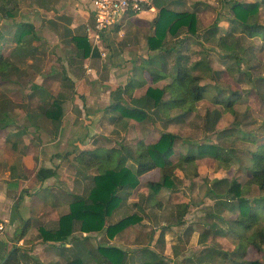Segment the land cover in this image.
Listing matches in <instances>:
<instances>
[{"label":"crops","instance_id":"obj_1","mask_svg":"<svg viewBox=\"0 0 264 264\" xmlns=\"http://www.w3.org/2000/svg\"><path fill=\"white\" fill-rule=\"evenodd\" d=\"M24 2L0 0V54L9 57L20 72L11 76L9 82L0 83V92L5 86H12L17 89L20 101L31 104V110L18 113L8 108L4 115L7 126L3 128L0 114V221L6 225L0 239V261L16 250L22 264H104V260L106 264H221L220 253L238 248L247 261L264 264V245L260 251L251 245L239 246L241 230L232 222L237 212L234 202L207 194L213 183L199 200L179 186L184 167L194 164L199 156L177 172L171 189L149 188V183L159 179V171L151 170L139 178L134 189L122 192L121 203L108 218V225L131 216L137 220L133 224L112 233L106 227L85 233L75 223L72 234L63 242L42 239L41 230L57 229L59 218L68 212L70 203L88 196L89 183L92 185L97 171L85 170L75 161L80 152L118 147L119 143L133 145L139 140L155 142L162 133L176 135L169 126L183 124L195 113L200 101H209L219 108L210 97L220 88L201 82L224 73L233 77L226 68L234 29L229 21L231 17L227 19L230 30L219 37L218 51L224 52L221 53L223 69L200 71L203 62L192 61L186 48L200 36L197 9L207 5L169 0L170 6L164 3L158 7L153 0L149 10L137 14L144 19L128 15L120 26L104 36L100 48L106 52L105 57L100 49H92L86 39L89 54L82 58V44H77L75 39L86 37V25L92 23L91 0H36L31 6ZM186 6L190 9L183 10ZM161 9L194 13L196 34H187L183 29L175 36L166 34L162 47L150 51L147 38L154 36ZM19 24L30 25L32 29L24 37L26 48L21 54L14 42ZM229 33L233 37L225 38ZM202 35L206 36L207 30ZM168 38L173 42L170 47ZM140 40L143 44L138 46ZM171 48L174 50L169 54ZM234 48L238 53L236 44ZM176 51L186 57L184 63L192 72L208 73L199 82L207 87L208 96L196 103L195 111L183 122L174 120L179 111L173 110L167 119L154 108H136L145 103L148 88L162 89L171 82ZM147 69L164 78L152 82ZM27 73H31L29 79ZM229 96L230 93L225 96L223 92L219 95ZM7 98L9 105H13L15 99ZM162 100L167 101L168 95ZM53 101L60 104L59 122L45 116ZM120 107L141 109L148 119L142 122L134 116L121 117L124 112ZM209 111L212 110L206 113ZM227 113L222 112L221 117ZM204 131L215 133L216 126L212 132L204 126ZM128 135L133 138L127 143ZM178 153L175 149L173 163ZM127 165L134 166L130 161ZM40 168L50 169L55 175L40 181L36 177ZM154 172L157 176L152 175ZM253 188L256 187L249 189L246 198L256 203L258 196L249 197ZM179 212L183 214L181 217ZM260 212L264 227V208ZM22 231L25 232L20 236Z\"/></svg>","mask_w":264,"mask_h":264},{"label":"trees","instance_id":"obj_2","mask_svg":"<svg viewBox=\"0 0 264 264\" xmlns=\"http://www.w3.org/2000/svg\"><path fill=\"white\" fill-rule=\"evenodd\" d=\"M229 6L232 18L229 20L233 25V29L239 30L249 38H260L264 40V25L259 23V7L264 4V0L252 3H239L235 0H221ZM197 27V19L194 13L189 12H173L161 9L160 16L155 23L154 36L147 38V48L150 51L158 50L162 47L166 34L175 36L180 29L186 31L187 34L195 35ZM30 25L19 24L15 34L14 42L17 51L21 54L26 45L24 37L31 34ZM233 34L229 33L225 38ZM231 37V38H232ZM77 44H82L81 56L87 57L89 54V46L86 37L76 38ZM227 42V39L225 40ZM233 47L230 48L229 63L227 64V72L231 76L239 74V67L242 58L235 51V40L231 41ZM226 45V44H224ZM173 48L167 52H173ZM175 61L173 66V74L171 82L162 89L148 88L145 97V103L136 108L156 109L163 117L169 118V114L179 111V115L174 119L177 122H183L185 118L195 111L196 103L208 96L206 86L199 85V82L205 79L208 73H194L186 65V57L180 55L179 51L175 52ZM183 60V62H181ZM149 70L150 80L155 82L163 75L156 74L152 69ZM19 69L10 60L9 57L0 54V83H7L11 80V76H18ZM67 80V78H65ZM213 93V92H212ZM221 90L210 97L211 101L219 108L209 111L205 114V129L209 132L215 130L216 123L221 117L222 112L233 113L234 104L241 98L239 92L235 91L229 97H219ZM167 94L168 100L163 101V96ZM10 103L9 98L0 93V114L2 128L7 126L4 121L7 107ZM263 110V132L262 139L259 135L254 139L253 135L247 137L248 141L254 142L255 150L249 152L247 157H239L236 159L238 166L247 174V180L239 183L237 179H223L220 183L213 182L207 194L214 195L216 198H227L235 203L237 209L234 220L241 233L238 235L239 246L251 245L255 250L260 251L264 245V227L261 219L260 210L264 208V100H260ZM124 114L121 117H136L140 121H145L148 116L141 110L136 108L120 107ZM128 112V113H126ZM136 112L135 114H130ZM45 116L53 122H59L61 116L60 104L53 101L45 110ZM146 118V119H145ZM6 123V124H5ZM223 134L232 131H222ZM177 135L172 133H162L155 142L137 141L133 145H124L119 143L118 147L96 148L92 151H82L76 157L75 161L85 170H96L97 174L92 179V187L88 192L86 199L77 198L68 207V212L60 216L58 227L55 230L40 231L42 239L53 242H63L73 232L75 223H79V230L85 233L97 232L105 227L108 233L119 231L124 227L136 222V217H127L120 220L114 225H108V218L113 211L121 203L122 192L134 189L138 185L141 176L151 170L159 171V179L157 182L149 183V188L154 191L160 189H171L174 186L173 180L177 178V172L183 169L184 164L192 163L197 156L202 157L209 155L218 159L217 151L219 147L214 144H200L197 148V155L191 153H178V159L175 163L171 158L174 155V144ZM226 152V151H225ZM229 155H227V158ZM130 161L134 166H128ZM55 175L50 169L40 168L36 177L42 181ZM255 186L258 189L259 196L251 203L247 200L246 195L249 189ZM183 214L179 212V217ZM25 231L20 233V236ZM223 264H258L257 262L247 261L244 253H239V249L231 252L220 253ZM104 264L107 262L104 260ZM0 264H22L17 251H11L0 261ZM260 264V263H259Z\"/></svg>","mask_w":264,"mask_h":264},{"label":"rangeland","instance_id":"obj_3","mask_svg":"<svg viewBox=\"0 0 264 264\" xmlns=\"http://www.w3.org/2000/svg\"><path fill=\"white\" fill-rule=\"evenodd\" d=\"M235 1L252 3L260 0ZM24 3H29V6H31L30 3H36V0H25ZM164 3L167 4V7L170 6L169 0H156V6L158 7L163 6ZM186 3H204L207 5L206 8L199 7L197 9L200 36L196 41L193 40L189 43L186 53L191 56L192 61L201 60L203 62L198 68L200 71H206L207 68H212L215 71L223 69L222 63L224 60L221 53L224 52L218 51V44L220 43L219 37L230 30L227 24V19L232 17L229 6L222 3L221 0H186ZM185 9H190V7L186 6L183 10ZM132 17L137 20L139 18L144 19L137 15H132ZM258 20L261 25H264V4L259 7ZM214 26H218V28L211 30ZM206 30L207 35H202ZM233 33L236 47L239 49L238 55L242 58L240 65L242 74L229 77L224 73L217 77L206 78L201 84L217 86L222 89L225 96H227V93L239 92L241 99L234 105V112L223 114L216 124V132L207 133L204 131V115L206 111L217 107L209 101H200L197 104L195 113L191 114L183 124L169 126V129L172 132L174 131L179 139L178 141L175 140L174 151L176 149L180 153H197L196 148L200 144H214L219 147L217 151L218 159L209 155L199 157L194 164L185 166L180 174L179 186L184 187L187 193L194 194L196 200H199L200 196L206 193L208 186L213 181L235 178L244 182L246 172L238 166L236 159L247 157L249 152L255 150L254 142L247 140L249 135H253L254 139H257L256 136L258 135L259 140L263 138L261 137L263 132V110L260 100H264V40L249 38L245 34L239 33L238 30ZM170 42L172 40L168 38L167 44L169 47L173 45ZM139 44H143V41L140 40L137 45L139 46ZM43 60H46V58L44 57ZM30 74L27 73L26 79L31 77ZM0 93L5 97L9 96L15 99V104L13 103V105L7 107V109L13 110L14 113L25 109L31 110V104H25L24 100L20 101L16 88L5 86ZM222 131H232V133L227 132L225 135ZM116 138L119 139L120 137ZM132 138V135L126 136L125 142H130ZM227 155H229L228 160L226 159ZM152 175L157 176V173L154 172ZM91 186L90 182L89 188ZM257 196H259V192L256 188L250 190V198Z\"/></svg>","mask_w":264,"mask_h":264},{"label":"built area","instance_id":"obj_4","mask_svg":"<svg viewBox=\"0 0 264 264\" xmlns=\"http://www.w3.org/2000/svg\"><path fill=\"white\" fill-rule=\"evenodd\" d=\"M152 3L153 0H91L93 20L85 28L91 48L100 49L102 57H105L106 52L100 48L104 36L120 26L124 17L149 10ZM5 230V221H0V239Z\"/></svg>","mask_w":264,"mask_h":264}]
</instances>
